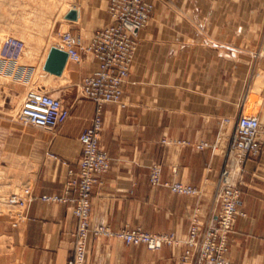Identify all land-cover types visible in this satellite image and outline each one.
Wrapping results in <instances>:
<instances>
[{
	"label": "crops",
	"instance_id": "crops-1",
	"mask_svg": "<svg viewBox=\"0 0 264 264\" xmlns=\"http://www.w3.org/2000/svg\"><path fill=\"white\" fill-rule=\"evenodd\" d=\"M147 1L153 11L139 32L122 102L102 106L99 146L110 168L93 189L91 223L113 231L139 227L152 234L174 233L180 243L152 253L115 238L89 241L85 264H179L192 217L200 227L216 217L217 179L232 123L256 114L264 137V0ZM70 10L77 19L57 21L55 33L69 31L85 44L110 22L107 0H73ZM96 67L87 56L66 65L59 77L45 72L59 85L57 98L71 108L54 131L27 127L18 138L2 132L18 129L15 123H0V167L9 163L12 179L18 177L17 163H25L22 180L34 197L27 219L17 227L10 214L0 212V237L17 251L21 264H68L72 257L74 205L40 197L62 195L68 170L79 163L78 137L94 112L82 96V82ZM202 142L209 146L196 149ZM154 164L161 166L162 181L202 188L201 195L151 186L148 169ZM240 189L246 216L237 217L229 254L220 264H264V148L246 162ZM8 259L0 252V264Z\"/></svg>",
	"mask_w": 264,
	"mask_h": 264
},
{
	"label": "built area",
	"instance_id": "built-area-1",
	"mask_svg": "<svg viewBox=\"0 0 264 264\" xmlns=\"http://www.w3.org/2000/svg\"><path fill=\"white\" fill-rule=\"evenodd\" d=\"M152 11L153 5L147 0H108L110 22L96 30L89 43L85 44L80 36L74 37L70 32L60 35L59 49L67 54V63L79 64L90 56L97 65L94 73L82 82V96L93 103L94 112L89 126L78 137L81 146L79 163L75 169L68 170L62 195L40 197L46 203L74 205L76 229L72 234L73 252L68 264H85L89 241L115 238L127 246H145L152 253L158 252L163 246L180 243L174 233L152 234L139 227L113 231L108 226L91 223L93 189L110 168V158L99 146L102 106L107 103L121 104L138 45V35L147 27ZM23 50L25 43L22 40L6 37L0 46V61L11 66L23 56ZM70 110V106L48 92L30 90L24 97L18 120L24 126L54 131L70 117ZM208 146V143L202 142L196 145V149L203 150ZM263 148L264 137L258 117L241 115L232 125L230 142L217 179L216 217L205 227H200L196 216L192 217L179 264H220L229 254V235L236 219L246 216L241 210L243 192L240 189L245 164L249 159L258 157ZM50 156L58 158L53 154ZM148 181L151 186L165 187L176 195L199 196L202 192V188L192 185L162 181L161 166L157 164L149 167ZM206 187L205 182L203 189ZM33 200L27 187L20 195L12 194L6 199L5 205L16 210V214L11 215L13 227L25 222L28 206Z\"/></svg>",
	"mask_w": 264,
	"mask_h": 264
},
{
	"label": "rangeland",
	"instance_id": "rangeland-1",
	"mask_svg": "<svg viewBox=\"0 0 264 264\" xmlns=\"http://www.w3.org/2000/svg\"><path fill=\"white\" fill-rule=\"evenodd\" d=\"M72 4L73 0H0V46L9 36L25 43V53L17 63L8 66L0 61V123L12 122L18 127V129L2 130V132L12 133L18 138L25 136L22 134L24 133L23 128L28 126L19 122L18 113L28 91L42 90L54 97H61L55 94L59 85L45 78L41 63L48 49L60 45V35L69 32L65 30L57 35L55 23L64 21ZM63 98L68 100L66 95ZM246 115L257 116L250 113ZM42 135L46 136V133ZM1 164L0 212L14 216L16 210L8 208L5 201L9 195H20L26 188V182L22 180L26 166L25 163L19 161L17 163L18 177L11 179L9 163L2 162ZM12 173L15 174V171ZM9 246L6 238L0 237V252L7 253L10 258L7 264H21L17 251L10 250Z\"/></svg>",
	"mask_w": 264,
	"mask_h": 264
},
{
	"label": "water",
	"instance_id": "water-1",
	"mask_svg": "<svg viewBox=\"0 0 264 264\" xmlns=\"http://www.w3.org/2000/svg\"><path fill=\"white\" fill-rule=\"evenodd\" d=\"M66 20L75 21L77 12L70 10L64 17ZM67 54L57 47H51L42 66V70L54 76H61L67 64Z\"/></svg>",
	"mask_w": 264,
	"mask_h": 264
},
{
	"label": "bare ground",
	"instance_id": "bare-ground-1",
	"mask_svg": "<svg viewBox=\"0 0 264 264\" xmlns=\"http://www.w3.org/2000/svg\"><path fill=\"white\" fill-rule=\"evenodd\" d=\"M57 48H60V45H58ZM66 65H68V63H67ZM50 75H51V74H50ZM1 200H2V199H1ZM1 200H0V201H1Z\"/></svg>",
	"mask_w": 264,
	"mask_h": 264
}]
</instances>
